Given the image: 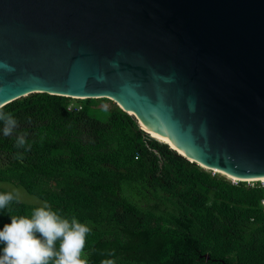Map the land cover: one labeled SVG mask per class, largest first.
<instances>
[{
    "label": "water",
    "instance_id": "1",
    "mask_svg": "<svg viewBox=\"0 0 264 264\" xmlns=\"http://www.w3.org/2000/svg\"><path fill=\"white\" fill-rule=\"evenodd\" d=\"M35 93L109 99L190 162L264 181V0H0V104Z\"/></svg>",
    "mask_w": 264,
    "mask_h": 264
},
{
    "label": "trees",
    "instance_id": "2",
    "mask_svg": "<svg viewBox=\"0 0 264 264\" xmlns=\"http://www.w3.org/2000/svg\"><path fill=\"white\" fill-rule=\"evenodd\" d=\"M73 100L35 93L4 107L18 127L4 136L0 122V183L41 203L0 210V230L47 201L92 229L91 264L113 249L117 264H264L260 187L190 162L109 99ZM25 132L30 151L16 147Z\"/></svg>",
    "mask_w": 264,
    "mask_h": 264
},
{
    "label": "clouds",
    "instance_id": "3",
    "mask_svg": "<svg viewBox=\"0 0 264 264\" xmlns=\"http://www.w3.org/2000/svg\"><path fill=\"white\" fill-rule=\"evenodd\" d=\"M4 107L0 104L3 135L11 136L18 121ZM26 136L25 132L16 138V147L30 151ZM15 158L23 160V154L17 153ZM20 201L19 189L0 192V210ZM91 232L89 225L80 222L75 214L65 215L45 201L29 215H11V223L0 230V264H91L85 251ZM106 255L112 258L103 259L100 264H117L114 249Z\"/></svg>",
    "mask_w": 264,
    "mask_h": 264
},
{
    "label": "rangeland",
    "instance_id": "4",
    "mask_svg": "<svg viewBox=\"0 0 264 264\" xmlns=\"http://www.w3.org/2000/svg\"><path fill=\"white\" fill-rule=\"evenodd\" d=\"M75 100L76 99L73 100V103H75ZM206 170H208V169L206 168ZM213 174H214V172H213ZM0 187H3V188L8 189L10 191H12L13 189H19L21 192V201H23L25 203H30V204H40L41 203L40 200H38L35 196L30 195L23 188L15 187L13 185L6 184V183H0Z\"/></svg>",
    "mask_w": 264,
    "mask_h": 264
},
{
    "label": "bare ground",
    "instance_id": "5",
    "mask_svg": "<svg viewBox=\"0 0 264 264\" xmlns=\"http://www.w3.org/2000/svg\"><path fill=\"white\" fill-rule=\"evenodd\" d=\"M147 131H149L153 137L157 138L158 140L162 141V142H166L168 144H170L173 148H175L176 150H178V148L175 146L174 142L172 140H170L167 136L153 130V129H148L145 128ZM179 152L182 154V152L179 150ZM192 160V159H191ZM193 161V160H192Z\"/></svg>",
    "mask_w": 264,
    "mask_h": 264
},
{
    "label": "built area",
    "instance_id": "6",
    "mask_svg": "<svg viewBox=\"0 0 264 264\" xmlns=\"http://www.w3.org/2000/svg\"><path fill=\"white\" fill-rule=\"evenodd\" d=\"M215 174V173H214ZM229 179V178H228ZM229 180H231V179H229ZM232 181V183H234V184H239V183H241V182H239V181H235V180H231ZM249 186H252V187H254V186H258V187H260L262 190H263V192H264V181H259V182H246ZM261 204H262V207H263V209H264V197L262 198V200H261Z\"/></svg>",
    "mask_w": 264,
    "mask_h": 264
}]
</instances>
